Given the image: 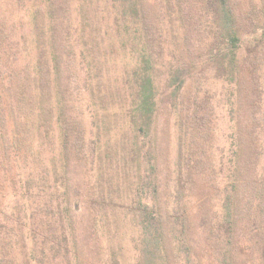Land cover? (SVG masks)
I'll use <instances>...</instances> for the list:
<instances>
[{
	"label": "trees",
	"instance_id": "1",
	"mask_svg": "<svg viewBox=\"0 0 264 264\" xmlns=\"http://www.w3.org/2000/svg\"><path fill=\"white\" fill-rule=\"evenodd\" d=\"M0 264H264V8L0 0Z\"/></svg>",
	"mask_w": 264,
	"mask_h": 264
},
{
	"label": "rangeland",
	"instance_id": "2",
	"mask_svg": "<svg viewBox=\"0 0 264 264\" xmlns=\"http://www.w3.org/2000/svg\"><path fill=\"white\" fill-rule=\"evenodd\" d=\"M234 2L238 6H241L243 9L249 8L250 6H256L257 8H264V0H234ZM260 31L261 30H259L257 33H260ZM257 33L248 34L247 37L251 38L252 36L256 35ZM83 212H84V210H81L79 212V219L81 220V223H83L84 225H87L86 214ZM192 212L193 213H191V216L196 217V212L193 209H192ZM86 239H87V237H86ZM87 241H89V240L87 239Z\"/></svg>",
	"mask_w": 264,
	"mask_h": 264
}]
</instances>
